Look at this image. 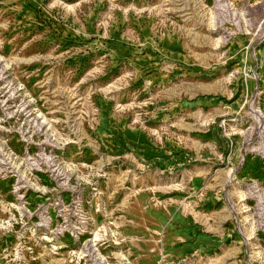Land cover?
Returning <instances> with one entry per match:
<instances>
[{
	"label": "rangeland",
	"instance_id": "1",
	"mask_svg": "<svg viewBox=\"0 0 264 264\" xmlns=\"http://www.w3.org/2000/svg\"><path fill=\"white\" fill-rule=\"evenodd\" d=\"M264 264V0H0V264Z\"/></svg>",
	"mask_w": 264,
	"mask_h": 264
},
{
	"label": "built area",
	"instance_id": "2",
	"mask_svg": "<svg viewBox=\"0 0 264 264\" xmlns=\"http://www.w3.org/2000/svg\"><path fill=\"white\" fill-rule=\"evenodd\" d=\"M177 264H196L195 262H190V261H182L180 263Z\"/></svg>",
	"mask_w": 264,
	"mask_h": 264
}]
</instances>
